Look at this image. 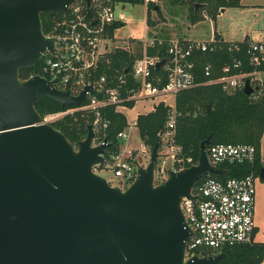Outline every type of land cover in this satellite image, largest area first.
Returning a JSON list of instances; mask_svg holds the SVG:
<instances>
[{"label": "water", "instance_id": "1", "mask_svg": "<svg viewBox=\"0 0 264 264\" xmlns=\"http://www.w3.org/2000/svg\"><path fill=\"white\" fill-rule=\"evenodd\" d=\"M72 1L0 0V264H219L225 253L185 256L192 230L181 209L201 178L225 173L207 159L211 135L200 142L196 164L158 184L156 140L148 164L121 189L94 171L106 162V137L94 144L89 125L74 146L35 109L39 94L62 107L85 100L88 87L73 96L43 76L19 75L53 50L41 12L65 11ZM257 89L245 80L246 95Z\"/></svg>", "mask_w": 264, "mask_h": 264}, {"label": "built area", "instance_id": "2", "mask_svg": "<svg viewBox=\"0 0 264 264\" xmlns=\"http://www.w3.org/2000/svg\"><path fill=\"white\" fill-rule=\"evenodd\" d=\"M142 1L146 6L155 0ZM118 6L122 5L109 0H91L89 5L84 0H73L56 19L51 31L44 34L54 39L53 50L46 49L42 52L39 59L41 74L37 75L52 81L57 89L69 91L73 96L79 95L88 87L83 101H87L86 104L81 105L82 102L78 106L49 113L42 118L44 123L51 124L52 121L76 110L90 111L94 116L91 124L95 133L93 143L99 144L103 143L99 135L109 124L101 116V107L116 105L119 110L129 101L135 103L142 99L167 95L175 97L177 93L202 83H219L224 91H230L243 88L247 77L253 79L256 74L264 73V70L231 73L232 68L240 66V61H235L222 68L221 76L200 83L190 57L196 51L215 50L218 41L215 37L207 41L176 37L168 40V59L161 67L167 74L166 82L161 85V76L152 73L160 59L157 55L147 54L146 48L155 45V42L161 43L162 40L148 38L142 40L141 56L136 55L134 43L127 48L135 56L131 68L127 67V72L124 69L108 84L105 75L96 77L95 74L100 62L108 61V54L118 47L110 45L113 37L107 33L110 25L124 21V15ZM246 52L250 64L261 65L264 63V40L249 42ZM211 69L212 65L207 63L204 66V75L209 76ZM126 74L131 77L130 84L127 83ZM98 92H102L101 97L97 96ZM181 116L174 103L168 107L164 127L157 138L164 149V158L162 164L157 166L155 163V184L164 182L171 170L188 167L193 162L191 156H185L183 147L176 140L177 124ZM126 120L125 127L116 134L121 140L119 149L112 152L109 160L102 164V169L110 167L120 184H125V188L137 177V167L141 165L139 158L148 155V148L141 140L137 149L129 146L132 133L137 130V119L129 121L126 117ZM255 153V147L247 143H216L206 147L207 159L216 167L224 162L251 164L255 160ZM166 161L170 162L169 168L164 165ZM199 181L191 190L193 198L183 197L181 200L185 222L192 230V235L186 242L185 256L200 255L195 252L205 250L221 253L224 248L250 242L255 229L254 173L224 180L206 177ZM116 186L121 188V185Z\"/></svg>", "mask_w": 264, "mask_h": 264}, {"label": "trees", "instance_id": "3", "mask_svg": "<svg viewBox=\"0 0 264 264\" xmlns=\"http://www.w3.org/2000/svg\"><path fill=\"white\" fill-rule=\"evenodd\" d=\"M112 3L124 4H143L142 0H109ZM172 4L187 5L188 20L191 23L196 22L201 17L202 11L215 18L217 12L230 5H237L239 0H167ZM195 4L198 8L195 10ZM147 24L154 26V22L150 20V12L155 10L160 14V6L158 0L149 2L146 5ZM61 12L49 15L41 12V23L44 34L51 31L56 19ZM123 25V22H115L107 28V33L113 37L114 31ZM217 48L212 51H196L190 57L194 62V72L197 81L202 83L209 79H215L222 75V68L226 64H233L240 61V66L232 68L231 73L236 72H253L255 70H264V63L255 66L249 63V55L246 52L247 45L251 42L248 37L242 41L228 42L220 39L219 35L215 36ZM168 40L163 38L161 43L155 42L153 46H147L146 53L149 55H157L159 59H168L167 47ZM156 41H159L156 39ZM235 44L233 47L231 45ZM231 47V48H230ZM137 56L142 55L140 50ZM135 56L128 49L116 47L113 52L108 54V61L100 62L95 76L105 75L110 84L114 77L122 73L124 69L132 66ZM41 60L32 67H23L19 69V75L25 79L32 75L41 74L39 70ZM210 63L212 65L209 76L204 75V66ZM153 75L161 76L160 84L166 82V72L162 68L160 70L153 69ZM127 83H131V77L126 74ZM250 83H253L252 77H247ZM254 86L258 89L251 95H246L243 88L224 91L219 83L199 84L191 89L181 91L174 97V104L181 112L176 131V140L183 147L185 156H191L192 164L198 161L199 145L202 140L211 135L210 144L216 143H247L252 144L255 149V160L253 163H229L224 162L218 164V168L225 171L223 175H207L206 177H214L224 180L228 177H243L253 172L259 176L260 169L264 167V83L255 81ZM98 97L102 96V92L97 93ZM87 101L81 105L86 104ZM127 107H132V101L126 102ZM171 104L165 101H159L154 104L153 108L145 113H139L137 119V133L139 139L151 151L158 133L163 129L167 109ZM207 105H210L208 110ZM35 109L43 118L49 113L61 111L70 107H62L56 101L43 96L37 95ZM101 116L109 121L105 131L99 135V139L107 138V148L104 153L105 160L108 161L110 154L119 149L121 140L117 138V132L122 130L126 125V116L116 108V105H107L100 108ZM93 114L87 110H76L68 113L51 122L53 127L61 131L67 139L77 146L88 132V126L92 124ZM208 146V145H207ZM261 147L263 151H261ZM161 149L159 143L158 151ZM263 156V157H262ZM191 164V165H192ZM102 169L104 165L97 166ZM199 181V182H200ZM198 184V183H197ZM256 232L254 229L253 234ZM219 252L205 250L203 252L196 251L195 254L202 256L217 254ZM221 253L226 256L221 258L219 264H261L264 258V242L254 241L253 239L247 243H240L232 247L222 249Z\"/></svg>", "mask_w": 264, "mask_h": 264}, {"label": "rangeland", "instance_id": "4", "mask_svg": "<svg viewBox=\"0 0 264 264\" xmlns=\"http://www.w3.org/2000/svg\"><path fill=\"white\" fill-rule=\"evenodd\" d=\"M158 5L161 9L160 15L155 10L150 12V20L154 22V26L147 24V10L144 4H124L123 6H118L124 15V21L123 25L114 31L113 41L110 45L112 47L115 45L127 49L134 43L135 49H137L136 52L139 54L141 52L140 50H142L143 39H153L151 36H171V38H176L178 34L186 33L183 30H185L186 24L188 23L187 5H175L167 0H158ZM224 10V13L218 16L221 11L219 10L215 18H212L205 10L201 12L199 19L203 18V16H208L213 20L210 25L207 23L206 30L203 32L204 34L213 33L214 29H216L218 33L227 39L240 40L247 36L250 40H264V0H239L237 5L227 6ZM187 34L189 35V33ZM256 76L259 78L256 79ZM256 76L253 77V83L258 81L262 84L264 74L261 77L260 74H256ZM253 83H251L252 86H254ZM162 100L168 104L174 103V97L171 95L156 96L154 98L139 100L132 107L124 106L119 108V110L126 115L129 121H133L139 113L151 110L154 104ZM139 141L140 139L135 129L132 133L129 146L137 149ZM261 151H263L262 147ZM150 154L151 151L148 149V155L139 158L141 166L148 164ZM158 157L159 160L156 161L157 166L162 164L164 149L157 150ZM262 162H264V159ZM164 165L169 168L170 162L166 161ZM94 171L102 175L111 185H121V188L125 189V184H120L118 178L113 175L110 167L107 166L106 169L94 167ZM254 178L256 187L254 208L256 232L254 239L264 241V179H261L258 175H254ZM262 264H264V258Z\"/></svg>", "mask_w": 264, "mask_h": 264}, {"label": "crops", "instance_id": "5", "mask_svg": "<svg viewBox=\"0 0 264 264\" xmlns=\"http://www.w3.org/2000/svg\"><path fill=\"white\" fill-rule=\"evenodd\" d=\"M161 10V9H160ZM224 9H221V11L219 12L218 16H221L223 13H224ZM160 15V14H158ZM211 21H213L212 19H210L208 16L207 17H204L199 19L197 22L195 23H191L189 20H188V23L186 24V28L185 30H183L184 32L186 31V33H183L181 35H177V37H181V38H185V39H188V40H201V41H207L209 40L210 38L212 37H215L217 34L220 35V39H223L224 41H228V42H235V41H241L243 40L244 38L240 39V40H232V39H227L226 37L222 36L220 33L217 32L216 29H214L213 33H210V34H204L203 32L206 30V25L207 23L210 25L211 24ZM189 33V35L187 34ZM170 36V35H169ZM176 36V35H174ZM153 39H157V40H162L163 38H166V39H171V36L170 37H153L151 36ZM247 37V36H246ZM175 38V37H174ZM251 41H255V40H251ZM262 41V40H261ZM135 46V45H134ZM139 48H141L139 46ZM264 73H261L260 74V77L261 75H263ZM263 77V76H262ZM145 113V112H144ZM255 230H256V225H255ZM254 235L255 233L253 234V240L254 241H259V240H256L254 239ZM261 242H264V241H261ZM262 264V262H261Z\"/></svg>", "mask_w": 264, "mask_h": 264}]
</instances>
